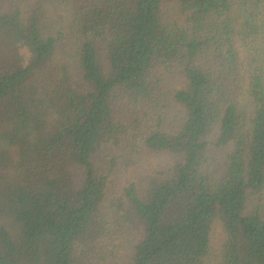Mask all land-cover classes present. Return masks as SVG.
<instances>
[{"label":"trees","instance_id":"16d2710c","mask_svg":"<svg viewBox=\"0 0 264 264\" xmlns=\"http://www.w3.org/2000/svg\"><path fill=\"white\" fill-rule=\"evenodd\" d=\"M0 264H264V0H0Z\"/></svg>","mask_w":264,"mask_h":264},{"label":"rangeland","instance_id":"374dc122","mask_svg":"<svg viewBox=\"0 0 264 264\" xmlns=\"http://www.w3.org/2000/svg\"><path fill=\"white\" fill-rule=\"evenodd\" d=\"M244 88H242L240 90V92L243 91ZM240 97L242 95H239ZM244 103H246V98L245 99H241ZM209 154L211 156V165H212V169L213 170H218L223 162L224 159V151L223 150H215V149H210L209 150ZM167 157L163 154L159 157H157V161L158 163H163L166 162ZM138 175H141V170L137 173ZM140 176H138L139 178ZM211 238H212V244L214 247H217L220 239H221V232L219 231V229L215 228L211 234Z\"/></svg>","mask_w":264,"mask_h":264}]
</instances>
